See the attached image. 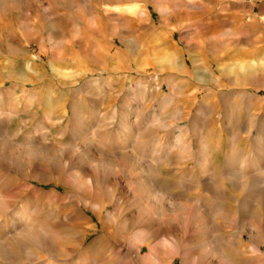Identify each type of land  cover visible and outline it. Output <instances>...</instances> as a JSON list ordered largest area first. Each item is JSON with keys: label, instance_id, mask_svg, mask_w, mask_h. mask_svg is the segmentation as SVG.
<instances>
[{"label": "rangeland", "instance_id": "374dc122", "mask_svg": "<svg viewBox=\"0 0 264 264\" xmlns=\"http://www.w3.org/2000/svg\"><path fill=\"white\" fill-rule=\"evenodd\" d=\"M155 245L264 264V0H0V264Z\"/></svg>", "mask_w": 264, "mask_h": 264}, {"label": "bare ground", "instance_id": "6f19581e", "mask_svg": "<svg viewBox=\"0 0 264 264\" xmlns=\"http://www.w3.org/2000/svg\"><path fill=\"white\" fill-rule=\"evenodd\" d=\"M135 238L139 242H141L143 239L142 236H136ZM136 250H137L136 252L139 253L141 251V248L139 247ZM167 250H170V249H167ZM165 254H166L165 250L161 246L155 245V246L150 247V253L143 258V261L145 264H161L160 261L164 259Z\"/></svg>", "mask_w": 264, "mask_h": 264}]
</instances>
